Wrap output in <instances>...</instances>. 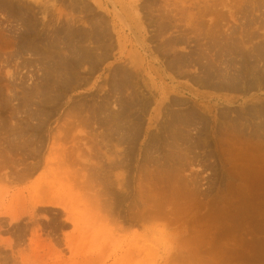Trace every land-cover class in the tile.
<instances>
[{
    "label": "rangeland",
    "instance_id": "374dc122",
    "mask_svg": "<svg viewBox=\"0 0 264 264\" xmlns=\"http://www.w3.org/2000/svg\"><path fill=\"white\" fill-rule=\"evenodd\" d=\"M24 1H14L13 16L0 12L2 43L12 32L21 43L27 32L25 43L43 48L68 28L74 37L87 33L82 48L99 59L37 106L30 93L42 68L12 48L0 52V264H264V78L245 67L234 92L203 85L196 65L170 68L225 30L256 34L248 51L264 46V1L44 0V13ZM95 33L114 48L104 61L91 43ZM125 69L129 87L114 94L125 76L113 75ZM97 109L117 116L132 139L117 145L109 125L94 122ZM187 115L191 125L179 127Z\"/></svg>",
    "mask_w": 264,
    "mask_h": 264
},
{
    "label": "bare ground",
    "instance_id": "6f19581e",
    "mask_svg": "<svg viewBox=\"0 0 264 264\" xmlns=\"http://www.w3.org/2000/svg\"><path fill=\"white\" fill-rule=\"evenodd\" d=\"M15 0H0V12H3L2 14H6V15H8V16H13V14H15V12L16 11H18L19 9H20V7H19V5L18 6H16L15 5V2H14ZM22 0H20V2H21ZM24 1V0H23ZM51 1V0H50ZM180 3H179V5H182L183 3H184V1L183 0H178ZM194 1V0H193ZM237 1V0H236ZM262 1H264V0H262ZM25 2V1H24ZM48 2V1H47ZM47 2H45L44 0H34V4H36V6L37 7H39V8H43V10H42V13H44V12H46V8H45V6H46V4H47ZM63 2V1H62ZM241 2V1H240ZM178 3V2H177ZM19 4V3H18ZM21 4V3H20ZM23 4V3H22ZM26 4V3H25ZM63 4V3H62ZM151 4H153V3H151ZM194 4H195V2H194ZM76 5V4H75ZM183 5H185V4H183ZM241 5V4H240ZM167 6V5H166ZM212 6H214V5H212ZM258 6V5H257ZM170 7V6H169ZM22 8H25V7H22ZM21 8V10H23ZM167 8H168V6H167ZM260 9V8H259ZM163 10V9H162ZM241 10V9H240ZM255 10V9H254ZM44 11V12H43ZM242 12H243V10H241ZM257 11V10H256ZM40 12V11H39ZM167 12L168 11H166V14H167ZM238 12V11H237ZM246 11H244V15L246 14L245 13ZM169 14V13H168ZM171 14V13H170ZM209 14V13H208ZM177 15V14H176ZM175 15V16H176ZM244 15H242V13H241V15L240 16H243V18H244V20H246L245 19V17H244ZM256 15V14H255ZM25 16V15H24ZM27 16V15H26ZM225 16V15H224ZM231 16V18L235 21V22H239V21H237L238 20V17H236V16H234V15H230ZM259 16V15H258ZM17 17V16H16ZM15 17V18H16ZM20 17H21V15H20ZM19 17V18H20ZM221 17V16H220ZM257 17V16H256ZM170 18V17H169ZM240 18V17H239ZM246 18H248V17H246ZM14 19V18H13ZM23 19H25V18H23ZM22 19V20H23ZM232 19H229V20H232ZM253 18H251V22H250V24L253 22V20L255 21V19H253ZM77 20V19H76ZM165 20V19H164ZM169 20V19H168ZM167 20V21H168ZM172 20V19H171ZM216 20V19H215ZM18 21V20H17ZM218 21V20H217ZM216 21V25H217V23H218V25L219 24H221V23H219V22H217ZM261 21H263V20H261ZM163 22V21H162ZM170 22V21H169ZM168 22V23H169ZM215 22V21H214ZM242 22V21H241ZM244 22V21H243ZM243 22H242V25L241 26H244L243 25ZM264 22V21H263ZM164 23V22H163ZM167 23V22H166ZM165 23V24H166ZM244 23H246V21L244 22ZM247 23H248V20H247ZM262 23V22H261ZM170 24V23H169ZM168 24V25H169ZM173 24V23H172ZM215 24V23H214ZM239 24H240V22H239ZM249 24V23H248ZM167 25V27H169ZM226 25H228V24H226ZM237 25H238V23H237ZM236 25V26H237ZM67 26V25H66ZM65 26V27H66ZM103 26V25H102ZM170 26L172 27L171 29L173 30V26L170 24ZM210 26V25H209ZM222 26V25H221ZM235 26V27H236ZM245 26H246V28L247 27H249V25H247V24H245ZM27 27V26H26ZM65 27H63V28H65ZM68 27V26H67ZM140 27V26H139ZM166 27V29H168ZM234 27V28H235ZM251 27V26H250ZM263 27V26H262ZM179 28V27H178ZM177 28V29H178ZM212 28H213V26H212ZM217 28V27H216ZM244 28V27H243ZM245 28V29H246ZM259 28V27H258ZM30 29V28H29ZM62 29V28H61ZM97 29H98V27H97ZM103 29V28H102ZM101 28H100V30H102ZM204 29V28H203ZM238 29H240V28H238ZM262 29V28H261ZM31 30H33V29H31ZM56 30V29H55ZM69 29L67 28V30L65 31V32H61V31H57L56 30V32H55V39H54V41L56 40V43L54 42H45L46 44L45 45H43L42 46V44H40L43 48H38L37 46H33V45H31L30 44V42H31V40L29 41V43H25L26 41H24L25 39H23V37H25L24 35L27 33V32H23L22 34L23 35H21V36H23V37H21L20 36V33H19V36H20V38H21V40H22V42L20 43V42H18L17 41V39H14V38H12L11 36H12V34H13V32L11 33V36L8 34V36H9V41H5V42H1L0 43V52L3 50V49H10V48H12V49H14V53H15V55H17L19 58H21V57H24V56H30V58H34V61H35V64L39 67V68H42V71H43V76H44V78H43V80H42V82H40L41 83V85H40V87L38 88L37 87V90H36V88L34 89V93H30L31 95H33V97H34V101L36 102V105L37 106H39L40 104H44V102H46L47 100H50V99H52V98H54L53 97V95H55L58 91H59V89L61 88L60 86L64 83V82H66L67 80L68 81H70L69 79H71L70 77L71 76H73V74H75V72H76V70L78 69V67H79V69H80V66H82L83 64H86V67H87V65L89 66H91V64H93V62H95L94 60H96L97 58L96 57H94L93 58V56H94V54L91 52V51H89V50H85V49H83L84 47H85V44L83 43L84 41H85V36H86V34L84 33V37H82L80 34H82L81 32H79L80 34H79V36H72V34L73 33H71L70 31H68ZM95 30H96V28H95ZM169 30H170V28H169ZM188 30V29H187ZM210 30V29H209ZM229 30H230V28H229ZM231 30H233V29H231ZM247 30V29H246ZM246 30H245V32H246ZM62 31H64V30H62ZM73 31V30H72ZM75 32H76V30H74ZM94 31V30H93ZM212 31V30H211ZM211 31H209V33L211 32ZM223 31H224V29H223ZM241 31V30H240ZM242 31H244V29L242 30ZM250 31V30H249ZM35 32V31H34ZM52 32V31H51ZM95 32V31H94ZM96 32H98V31H96ZM132 32V31H131ZM159 32V31H158ZM191 32V31H190ZM225 32L226 33H228L227 32V30H225ZM225 32L223 33V35L221 34V35H219V33L218 34H214V35H211L210 36V34H209V39H208V42H207V44L206 45H208L209 44V46H207V48L205 49V50H197L198 51V53H194L195 55H196V57H195V59H193V60H187V59H181V58H179L178 60H176V61H173L172 63H170V68H171V70H175V72L176 73H184V69L185 68H187V67H190L191 65H196V66H198V67H200V69H201V73H202V78L199 80L203 85H205V86H212L214 89H226V90H232V91H234V92H237V91H239L240 89V84H243L244 83V79H245V77L246 76H243V72H246L245 71V67H248V73L251 75L250 77H252V78H254V79H257V80H261L262 78H264L263 77V75H262V73H264V72H262L263 70L262 69H259V68H261V67H263L264 65V46H254V47H252V48H250L251 50L250 51H248L249 50V48L247 49L246 47H247V44L250 42V40L253 38V37H255V38H257L256 37V34L255 35H252L250 32H244L246 35H244V33L243 32H240V34L238 35L237 34V30L235 29V30H233V31H230L228 34H226L225 35ZM63 33V34H62ZM89 33H91V34H93V32H88V34ZM102 33H103V31H102ZM161 33V32H160ZM253 33V32H252ZM30 34H32L31 32H30ZM62 34V35H61ZM77 33H75V35H76ZM203 34V33H202ZM3 35H4V33H3ZM28 35V34H27ZM33 35V34H32ZM35 35V34H34ZM78 35V34H77ZM17 36V35H16ZM19 36H18V38H19ZM104 36V35H103ZM105 36H106V33H105ZM160 36V35H159ZM208 36V35H207ZM257 36H259V35H257ZM33 37V36H32ZM51 37V36H50ZM74 37V38H73ZM29 38H31V37H29ZM86 38H88L89 39V37H86ZM102 38V34L100 35V34H98V33H95V36L94 37H92V38H90V39H93V41L92 40H90V41H92L91 43L92 44H94V47H95V50L96 51H99L98 53L96 52V51H94V50H92V51H94L95 52V54L97 55H99L100 56V59H102V58H104L103 56H106V54H107V52H110L111 51V49H114V48H111L110 46L111 45H108L107 46V42L106 41H108V40H106L105 42L104 41H102V40H100V39ZM110 38V37H109ZM260 38V37H259ZM87 39V40H88ZM111 39V38H110ZM20 40V39H19ZM53 40V39H52ZM24 41V42H23ZM44 41V40H43ZM89 41V40H88ZM90 41H89V44H90ZM173 41V40H172ZM40 42V41H39ZM103 42L106 44V45H104L103 44ZM182 42V41H181ZM252 42V41H251ZM33 43H35V42H33ZM38 43V42H37ZM102 44V45H101ZM261 44V43H260ZM87 45V44H86ZM171 45V44H170ZM84 46V47H83ZM83 47V48H82ZM113 47V46H112ZM89 48H92V47H89ZM111 48V49H110ZM170 48V47H169ZM205 48V47H204ZM110 49V50H109ZM247 49V50H246ZM91 50V49H90ZM107 50H109V51H107ZM170 50V49H169ZM106 51V52H105ZM13 52V51H12ZM12 54V53H11ZM10 54V55H11ZM14 55V56H15ZM107 55H109V54H107ZM101 56H102V58H101ZM189 57V56H188ZM3 58V57H2ZM16 58V57H15ZM27 58V57H26ZM32 58V59H33ZM96 58V59H95ZM3 59H5V58H3ZM22 59V58H21ZM40 59V60H39ZM99 59V58H98ZM107 59V58H106ZM238 59H239V61H238ZM103 60V59H102ZM104 60H105V58H104ZM103 60V61H104ZM175 60V59H174ZM10 61V60H9ZM26 61V60H25ZM32 61V60H31ZM6 62V61H5ZM16 62V61H15ZM97 62V61H96ZM99 62H100V60H99ZM13 63V62H12ZM20 63L21 62H19V64L18 65H20ZM33 63V62H32ZM101 63V62H100ZM262 63V65L263 66H261V67H259V64H261ZM26 64H28V66L29 65H32L29 61L27 62H24V64L23 65H26ZM34 64V65H35ZM41 64V65H40ZM99 64V63H98ZM98 64H95V65H98ZM238 64H241V65H243L241 68L239 67V68H237L236 67V65H238ZM94 66V65H93ZM30 67H32L33 68V65L32 66H30ZM92 67V66H91ZM169 67V66H168ZM223 67V68H222ZM23 68H26L25 66L23 67ZM34 68H36V67H34ZM93 68V67H92ZM91 68V69H92ZM134 68H136L137 69V67H134ZM133 68V69H134ZM30 69V68H29ZM87 69V68H86ZM120 69V68H119ZM199 69V68H198ZM244 69V70H243ZM18 70V69H17ZM16 70V71H17ZM24 70V69H23ZM40 70L41 69H39V72L38 73H40ZM122 70V69H121ZM135 70V69H134ZM184 70V71H183ZM262 70V71H261ZM89 71V70H88ZM87 71V72H88ZM115 71V70H114ZM130 71V70H129ZM128 71V69L126 70H123V74L122 75H120V73H122L121 71H120V73H119V75H117V73H116V71H115V73H114V75L113 76H125L124 77V79L122 78V77H120V81H121V83L118 85V83L117 84H115V82H114V84H113V89H112V91H114L113 93L114 94H117V95H120V93L122 92L121 90H123V89H125L124 87H129V84H127V76L129 77V74H131L130 76H132V71H130L129 72ZM15 72V71H14ZM79 72H81V71H79ZM82 72H83V70H82ZM85 72H86V70H85ZM90 72H92V70L90 71ZM89 72V73H90ZM118 72V71H117ZM129 72V73H128ZM187 72V71H186ZM37 73V74H38ZM179 75H182V74H179ZM12 76V75H11ZM184 77V76H183ZM113 78V77H112ZM119 78V77H118ZM74 79V78H73ZM247 80V79H246ZM253 80V79H252ZM198 81V80H197ZM124 82L126 83V85L124 84ZM257 82V81H256ZM130 83V82H129ZM65 84V83H64ZM66 85H68V84H66ZM137 85V84H136ZM135 85V86H136ZM10 87V86H9ZM12 87V86H11ZM35 87V86H34ZM33 87V88H34ZM63 87V86H62ZM65 88H66V86H64ZM73 87V86H72ZM127 87H126V89H127ZM130 87H132V86H130ZM32 88V89H33ZM246 88V87H245ZM254 88V87H253ZM252 88V89H253ZM239 89V90H238ZM0 90H1V88H0ZM8 90V89H7ZM67 90V89H66ZM2 91V90H1ZM4 91V90H3ZM24 91V90H23ZM124 91V90H123ZM126 91V90H125ZM241 91V90H240ZM8 92H10V89H9V91ZM26 92V91H25ZM25 92H23V93H25ZM136 92V91H135ZM26 94H27V92H26ZM26 94H25V96H26ZM29 94V96H28V94H27V96L30 98V95ZM113 94V95H114ZM59 95V94H58ZM26 96V97H27ZM56 96V95H55ZM133 96V95H132ZM136 96H138V95H136ZM32 96H31V98H33ZM135 97V96H134ZM134 97H132V98H134ZM30 98V99H31ZM139 98V97H138ZM21 99V98H20ZM55 100H56V98H54ZM136 99V98H135ZM134 100V99H133ZM176 100V99H175ZM23 102H25V101H23ZM31 102H33V101H31ZM47 102H49V101H47ZM52 102V101H51ZM136 102V101H135ZM134 102V103H135ZM138 103V102H137ZM137 103H135V104H137ZM28 104V103H27ZM35 104V103H34ZM126 104V103H125ZM134 104V105H135ZM174 104H175V102H174ZM133 105V106H134ZM31 106V105H30ZM174 106V105H173ZM21 107V106H20ZM23 107V106H22ZM119 108V107H118ZM121 109L123 108V106H122V104H121V107H120ZM145 108V107H144ZM22 109V108H21ZM124 109V108H123ZM122 109V110H123ZM262 109V108H261ZM261 109H257L259 112H260V110ZM38 110V109H37ZM98 110V109H97ZM262 110H264V109H262ZM261 110V111H262ZM82 111V110H81ZM41 113H42V111H40ZM89 112V111H88ZM255 112H257V111H255ZM37 113H38V111H37ZM41 113H38L37 114V116L39 115V114H41ZM121 113V112H120ZM120 113H119V115L118 116H120ZM22 114V113H21ZM28 114V113H27ZM36 114V113H35ZM34 114V115H35ZM42 114H44V113H42ZM45 114H46V112H45ZM44 114V115H45ZM122 114V113H121ZM196 114V113H195ZM31 114L29 113V116H30ZM33 115V116H34ZM88 115V114H87ZM125 115V114H124ZM183 115V114H182ZM194 115V114H193ZM192 115V116H193ZM41 116H43V115H41ZM91 116H92V118L94 117L95 118V121L94 122H99V125L102 123V124H104V123H107L108 125H109V128H107L106 129V131L109 133L108 135H110V132H112L113 133V135H115V137L113 138V139H116L117 141V145H120V143L122 144V142L125 140V138H128V140H129V138H131V137H133L132 136V134H133V130H131V129H121V128H119L118 127V125H116V119H117V116H115V115H113V114H111V113H105V110L103 109V111H99L98 110V112H94V113H92L91 114ZM123 116V115H122ZM196 116V115H195ZM257 116V115H256ZM28 117V116H27ZM36 117V116H35ZM44 117V116H43ZM189 117H191V116H189ZM259 117V116H258ZM30 118H32V116H30ZM42 118V117H41ZM186 118V119H185ZM187 118H188V115L187 116H185L184 117V119L183 118H180V120H178L177 121V123L179 124V127H183L184 129L186 128V127H189V125H191V124H189V120H187ZM192 118H194V117H192ZM196 118V117H195ZM195 118H194V120H195ZM35 119H37V118H35ZM179 119V118H178ZM181 119H183V120H181ZM189 119V118H188ZM199 119V118H198ZM260 119V118H259ZM33 120V119H32ZM92 120H94V119H92ZM197 120V119H196ZM195 120V121H196ZM200 120H201V118H200ZM207 120V119H206ZM226 120H228V119H226ZM36 121V120H35ZM39 121V120H38ZM176 121V120H175ZM199 121V120H198ZM261 121V120H260ZM197 122V121H196ZM195 122V123H196ZM263 122V121H262ZM194 123V122H193ZM195 123H194V125H195ZM198 123V122H197ZM196 123V124H197ZM201 123V122H200ZM249 123V122H248ZM43 124V123H42ZM112 124L114 125V127L112 126ZM205 124V123H204ZM233 124V123H232ZM37 125V124H36ZM106 125V124H105ZM107 125V126H108ZM263 125H264V123H263ZM40 125H38V127H39ZM42 126V125H41ZM130 126V125H129ZM128 126V127H129ZM172 126V125H171ZM170 126V127H171ZM196 126V125H195ZM236 126V125H235ZM242 126H243V123H242ZM256 126V125H255ZM260 126V125H259ZM125 127V126H124ZM232 127V126H231ZM17 128V127H16ZM40 128V127H39ZM131 128V127H130ZM132 128H134V127H132ZM192 128V127H191ZM190 128V129H191ZM201 128V127H200ZM233 128V127H232ZM237 127H235V129H236ZM260 129H263V128H261V127H259ZM22 129V128H21ZM30 129V128H29ZM40 130V129H38V128H34V126H33V130L34 131H37V130ZM172 129V128H171ZM181 128H179V130H180ZM183 129V130H184ZM235 129H234V131H235ZM243 129V128H242ZM18 130V129H17ZM32 130V129H31ZM177 130V129H176ZM178 130V131H179ZM182 130V129H181ZM198 130V129H197ZM226 130V129H225ZM230 130V129H229ZM244 130V129H243ZM26 131H29V130H27L26 129ZM185 131V130H184ZM228 131V130H227ZM239 131V130H238ZM245 131V130H244ZM264 131V130H263ZM14 132V131H13ZM17 132V131H16ZM172 132V131H171ZM198 132H200V131H198ZM228 132H230V131H228ZM257 132V131H256ZM262 132V131H261ZM18 133V132H17ZM35 133V132H34ZM33 133V134H34ZM187 133V132H186ZM200 133H202V132H200ZM234 133V132H233ZM245 133V132H244ZM259 133V132H258ZM264 132H262V134H263ZM14 134V133H13ZM12 134V135H13ZM25 134V133H24ZM180 134H181V132H180ZM203 134V133H202ZM229 134V133H228ZM240 134H242V133H240ZM253 134V133H252ZM254 134H255V132H254ZM262 134H260V140H262ZM15 135H17V134H15ZM36 135V134H35ZM134 135V134H133ZM178 135V134H177ZM182 135V134H181ZM180 135V136H181ZM188 135H189V133H188ZM198 135V134H197ZM256 135H258L257 133H256ZM255 135V136H256ZM14 136V135H13ZM13 136L10 138L11 140H12V138H13ZM22 136H23V134H22ZM30 136H31V134H30ZM34 136V135H33ZM117 136V137H116ZM175 136V135H174ZM179 136V137H180ZM206 136V135H205ZM242 136V135H241ZM254 136V135H253ZM252 136V137H253ZM19 137V136H18ZM28 137L29 136H27V139H28ZM177 137V136H176ZM175 137V138H176ZM182 137V136H181ZM184 137V136H183ZM190 137V136H189ZM199 137V136H198ZM201 137V136H200ZM204 137V136H203ZM33 138V137H32ZM35 138V137H34ZM242 138H243V136H242ZM30 139H31V137H30ZM132 139V138H131ZM177 139V138H176ZM237 139H240L239 137L237 138ZM22 140V139H21ZM35 140V139H34ZM123 140V141H122ZM195 140V139H194ZM193 140V141H194ZM202 140V139H201ZM201 140H200V142H201ZM14 141H16V140H14ZM30 141H32V140H30ZM30 141H29V143H30ZM115 141V140H114ZM127 141V140H126ZM182 141V140H181ZM183 141H184V139H183ZM203 141V140H202ZM259 141V140H258ZM12 142V141H11ZM19 142V141H18ZM24 142V141H23ZM26 142H28V141H26ZM110 142H111V140H110ZM112 142H113V140H112ZM111 142V143H112ZM130 142V141H129ZM133 142V141H132ZM186 142V141H185ZM184 142V143H185ZM191 142V141H190ZM199 142V143H200ZM251 142V141H250ZM13 143V142H12ZM119 143V144H118ZM124 143H125V141H124ZM127 143V142H126ZM125 143V144H126ZM179 143V142H178ZM187 143H188V141H187ZM186 143V144H187ZM202 143V142H201ZM28 144V143H27ZM181 144V143H180ZM24 145V144H23ZM33 145V144H32ZM111 145V144H110ZM123 145V144H122ZM132 145V144H131ZM177 145V144H176ZM251 145H252V142H251ZM256 145V144H255ZM22 146V145H21ZM25 146H26V143H25ZM24 146V147H25ZM30 145H28V147H29ZM194 146V145H193ZM23 147V148H24ZM112 147V146H111ZM110 147V148H111ZM192 147V146H191ZM256 147H257V145H256ZM256 147H255V149H256ZM263 148V146L260 148V147H258V151L260 152L261 151V149ZM18 149V148H17ZM27 149V148H26ZM25 149V150H26ZM32 149H34V148H32ZM31 149V150H32ZM124 149V148H123ZM185 149V148H184ZM109 150V149H108ZM112 150V149H111ZM110 150V151H111ZM127 150H129V149H127ZM126 149H125V151H127ZM33 151V150H32ZM130 151H131V149H130ZM152 151V150H151ZM20 152V151H19ZM26 152H28L27 150H26ZM108 152V151H107ZM255 152H256V150H255ZM128 153H129V151H128ZM108 154V153H107ZM109 155H110V153H109ZM115 156V155H114ZM121 156V155H120ZM174 157H177V156H174ZM127 159V158H126ZM123 160V159H122ZM126 161V160H125ZM124 161V162H125ZM129 161V160H128ZM178 161V160H177ZM123 162V161H122ZM127 162V161H126ZM118 163H119V165H120V162L118 161ZM114 164H115V162H114ZM114 164H113V166L112 167H114ZM123 164V163H122ZM121 164V165H122ZM124 166H126V164L124 165ZM119 167V166H118ZM117 167V168H118ZM121 167V166H120ZM123 167V166H122ZM103 173V172H102ZM91 175V174H90ZM95 177V176H94ZM91 179V178H90ZM95 179H96V177H95ZM93 180V179H92ZM99 180V179H98ZM4 181V180H3ZM2 182V181H1ZM100 182V181H99ZM104 183V182H103ZM91 184V183H90ZM96 185V184H95ZM99 185V184H98ZM107 186V185H106ZM120 186H121V184H120ZM87 187H88V185H87ZM102 187V186H101ZM179 193V192H178ZM162 194V193H161ZM180 195V194H179ZM157 196V195H156ZM175 196V195H174ZM178 196V195H177ZM177 196H175V197H177ZM162 197V196H161ZM175 197H173L174 199H175ZM184 197V198H183ZM182 198L183 199H186L187 198V196H183ZM188 198H190L189 197V195H188ZM187 198V199H188ZM151 199V198H150ZM186 199V200H187ZM191 199H192V197H191ZM161 200V199H160ZM177 201L179 200V199H176ZM188 200H190V199H188ZM157 201V200H156ZM162 201V200H161ZM161 201H160V203H161ZM182 201V200H181ZM153 202V201H152ZM165 202V201H164ZM189 202V201H188ZM192 202V201H191ZM156 203V202H155ZM155 203H153V204H155ZM158 203V202H157ZM190 203V202H189ZM188 203V204H189ZM159 204V203H158ZM191 204V203H190ZM189 204V205H190ZM194 204V203H193ZM192 206V205H191ZM154 207V206H153ZM158 207H159V205H158ZM155 208H156V206H155ZM157 210H158V208H156ZM157 210H156V212H157Z\"/></svg>",
    "mask_w": 264,
    "mask_h": 264
}]
</instances>
